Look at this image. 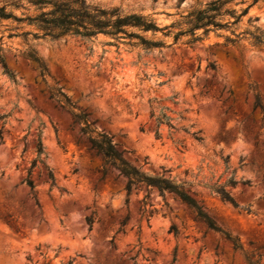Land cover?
<instances>
[{
	"label": "rangeland",
	"instance_id": "374dc122",
	"mask_svg": "<svg viewBox=\"0 0 264 264\" xmlns=\"http://www.w3.org/2000/svg\"><path fill=\"white\" fill-rule=\"evenodd\" d=\"M28 1L0 0V7L20 15L24 10L13 4ZM208 1L85 0L124 14H150L161 26ZM250 16L259 17L253 24L264 31V2L250 9L238 32L252 28ZM15 24L0 18V53L16 75L12 80L0 63V116L7 115L4 125L0 121V264H250L249 259L264 264V115L253 109L256 91L264 104V47L247 41L224 45V36L231 35L225 30L191 46L187 36L174 43L173 36L158 32L146 35L171 46L117 48L106 44L112 38L99 35L89 53L90 44L79 38L11 37ZM29 47L46 64L45 78L24 57ZM210 62L216 72L207 67ZM55 89L75 108L52 97ZM152 99L171 109L178 128L201 130L203 141L181 129L171 133L166 125L157 138ZM73 112L85 113L95 131L111 136L132 166L186 183L242 249L208 228L174 194L145 186L128 193L127 179L114 167L104 176L103 159L90 148ZM39 136L56 178L51 187L47 170L33 169L41 207L24 181ZM233 171L236 179L251 182L228 187L238 207L207 187L225 183ZM92 212L90 228L86 216Z\"/></svg>",
	"mask_w": 264,
	"mask_h": 264
},
{
	"label": "trees",
	"instance_id": "16d2710c",
	"mask_svg": "<svg viewBox=\"0 0 264 264\" xmlns=\"http://www.w3.org/2000/svg\"><path fill=\"white\" fill-rule=\"evenodd\" d=\"M261 2H264V0H210L186 15H181L180 20L165 26H161L150 14H124L118 8L105 9L91 6L85 0H29L28 5L13 4L15 8L24 10L20 15L13 10H11V13L7 12L4 6L0 7V18H11V21L16 23L11 26V37L22 36L26 41H58L61 39L66 40L67 38H79L90 44L88 47L89 53L93 52L94 44L99 35L112 38L113 40L106 42V44L114 45L117 48H119L120 44H126L141 46L146 51H151L171 46L163 40L154 39L146 35L151 33L154 37L158 32H162L164 36H173L174 43H177L181 37L187 36L188 39L185 43L191 46L203 41L211 32L225 30L229 31L231 35L224 36V45L239 46L243 41H247L251 46L264 47V31L253 24L258 20V16H250L248 18L252 28L237 31L243 18L249 14L250 9ZM26 27H31L32 29H25ZM23 55L26 59L36 63L40 75L45 78L48 74V68L36 51L29 47L24 51ZM0 63L7 75L16 81L15 73L8 69L1 53ZM207 67L215 72L217 71V66L213 62H210ZM249 87L254 90L257 89L256 83L250 84ZM52 97L69 110L75 108L74 103L61 89L53 90ZM153 102L157 103V106H153ZM150 107V117L155 123V135L157 138L161 137V127L166 125L171 133L181 129L196 141H203L204 137L201 130L192 131L191 126L178 128L174 123V118L169 114L171 109L168 106L159 104L157 99H152L150 100ZM256 108H259L261 114L264 115V104L260 93L257 91L254 94L253 103V109ZM73 116L81 124V131L87 136L90 148L101 155L104 176L108 173L109 168L114 167L127 179L126 190L128 193L132 188L138 189L145 186L146 188L155 187L161 194L165 192L174 194L189 206L208 228L222 233L226 239L231 241L234 249H242V244L238 238L222 230L216 221L204 210L203 206L190 194L186 188V183L177 182L173 178L164 175H152L140 171L123 157L122 152L117 149L111 136L104 132L95 131L85 113L73 112ZM6 118L7 115L0 116V121L4 120L3 125L6 123ZM2 137L3 131L0 130V138ZM35 151L36 157L32 160L27 178L24 181L33 192L35 204L41 207L37 195L34 193L35 184L31 178L33 169L38 165H42L47 170V179L51 187L56 185V178L45 162L47 154L41 136L36 141ZM228 161L229 156L224 158L227 168ZM239 183L251 186L250 180L236 179L233 171L225 183L216 182L212 185H207V187L219 195L222 200L238 207L239 204L228 187H235ZM95 219L94 212L86 216V221L90 228L93 226ZM172 229L177 235L178 229L176 226H172ZM249 262L250 264H260L259 260L249 259ZM68 264H72V261H69Z\"/></svg>",
	"mask_w": 264,
	"mask_h": 264
}]
</instances>
